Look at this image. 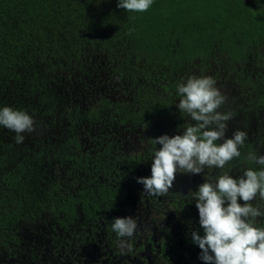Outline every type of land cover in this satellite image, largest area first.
Masks as SVG:
<instances>
[{
  "label": "trees",
  "instance_id": "obj_1",
  "mask_svg": "<svg viewBox=\"0 0 264 264\" xmlns=\"http://www.w3.org/2000/svg\"><path fill=\"white\" fill-rule=\"evenodd\" d=\"M117 2L0 0V108L26 111L35 128L17 143L0 126L5 251L37 254L46 239L38 220L47 216L64 226L69 243L77 228V127L103 117L105 107L131 122L159 109L167 118L169 99L192 70L238 74L252 103L264 106V0H153L146 12H127ZM247 65L253 69L244 74ZM106 70L132 89L129 101L92 89L89 81ZM77 88L93 96L83 106ZM94 97L100 106L87 104ZM51 124L61 127L54 145L46 134ZM61 168L65 188L56 179ZM15 228L23 231L15 235Z\"/></svg>",
  "mask_w": 264,
  "mask_h": 264
},
{
  "label": "flooded vegetation",
  "instance_id": "obj_2",
  "mask_svg": "<svg viewBox=\"0 0 264 264\" xmlns=\"http://www.w3.org/2000/svg\"><path fill=\"white\" fill-rule=\"evenodd\" d=\"M178 99L175 94L170 98L169 117L163 119L159 109L150 117L144 114L140 123L122 120L116 111L108 109L111 120L117 125L144 126L146 122H152L159 126L169 122L177 128L188 119L176 108ZM152 129L153 132L143 135L144 148L128 154L121 144L126 137L114 134L110 123L104 130L97 124L89 128L88 125L77 127V228L71 231L73 237L68 243L67 232L60 222L49 216L44 221L38 220L45 234L40 236L46 239L37 254L29 250L24 264H204L199 258V247L191 240L192 231H199L201 235L203 232L190 191L195 192L200 184L224 171L235 178L246 169L259 170L264 166L247 158L253 152L243 144L239 148L241 156L226 164L224 169L205 168L201 174L178 172L173 188L167 194L148 195L144 193L143 185L137 183V178L151 175L153 150L160 147L151 139L161 135L155 132L158 131L156 128ZM93 131L96 133L94 138H89L93 148L88 153V141L83 144L81 139L92 136ZM252 204L264 212V200L259 196ZM129 216L136 219L138 227L134 236L127 239L128 247L122 253L111 223L114 218ZM255 222L256 226L264 227V216L256 218ZM35 228L33 225L31 234ZM20 231L23 229L17 232L15 228L13 233L16 235ZM13 247L5 251L6 248L0 246V264H17L18 251L16 246Z\"/></svg>",
  "mask_w": 264,
  "mask_h": 264
},
{
  "label": "clouds",
  "instance_id": "obj_3",
  "mask_svg": "<svg viewBox=\"0 0 264 264\" xmlns=\"http://www.w3.org/2000/svg\"><path fill=\"white\" fill-rule=\"evenodd\" d=\"M152 4L153 0H118L117 8L146 12ZM176 87L179 103L175 106L188 119L181 134L151 139L160 147L153 150L151 175L137 178V183L152 196L167 194L178 172L201 174L205 168L224 169L241 156L239 148L247 138V133L239 129L226 138L232 114L219 111L225 97L211 77L191 75ZM0 126L14 132L17 143L23 142V133L35 130L34 120L26 111L9 106L0 108ZM247 158L264 166V155L250 153ZM190 192L203 232L192 231L191 240L199 247L204 264H264V227L255 222L264 212L252 204L257 196L264 200V167L246 169L235 178L224 171ZM137 227L131 216L112 220L111 228L119 238L122 253Z\"/></svg>",
  "mask_w": 264,
  "mask_h": 264
},
{
  "label": "rangeland",
  "instance_id": "obj_4",
  "mask_svg": "<svg viewBox=\"0 0 264 264\" xmlns=\"http://www.w3.org/2000/svg\"><path fill=\"white\" fill-rule=\"evenodd\" d=\"M213 66V65H212ZM211 68V67H210ZM253 67L251 65H247L243 67V73H251ZM215 70V69H213ZM210 71V72H209ZM207 70L204 73H200L196 70L189 71L185 73V76L181 79V81H185L189 76L195 75V76H209L215 81V86L220 90V92L225 97V103L220 107V112H229L232 114V119L228 121V128L225 133L227 136H232V133L239 129L247 133V138L245 140L244 144H247L248 150L252 151L253 155H264V106H255L252 102H254V99H251L252 97V89L243 86L239 83V75L235 74L233 72L231 73H211V70ZM109 72L106 71H98L97 75L94 76L92 80L89 82L91 83L92 89H95V92H99L100 95L98 96H105L108 97L111 101H123L122 99H127L126 101H129L126 96H132V89L128 85H124L121 81L114 78H109L107 75ZM218 75L219 77H214ZM258 90V89H257ZM127 92V94H126ZM166 93H161V97L165 96ZM90 96L92 99L93 96H91L89 91H86L84 89L77 88V105L83 106L85 98L87 96ZM165 98V97H163ZM170 100V99H169ZM87 101V100H86ZM179 101V100H177ZM87 103V102H86ZM92 103V106H97V103L95 101V97L92 101H90L87 104ZM103 113L101 118L97 119L96 122L93 124H89V127H92L97 124L98 128L105 129L107 124H111L114 134H120L124 135L125 141L121 142L122 146L125 148L126 153H135L139 152L144 148L143 143V135L147 134V132H153V128H156L155 132H159L160 135L167 134L169 137L181 134L182 133V127L175 128L171 123L165 122L160 124L159 126L153 125L152 122H146L144 126L135 125L134 123H131L129 125H117V122L111 120V114L110 110L105 107V109L102 111ZM46 134L50 138V141L52 145H54V139L61 133V127L50 125L46 128ZM89 134V133H88ZM95 131L91 133L92 136L88 137H82L81 142L84 144V142L88 141V146L86 149L88 150V153L90 152L92 142L89 138H94ZM73 153H76L75 151ZM64 170L61 168L56 172V179L62 180L63 182L60 183L61 188L66 187V181L67 179L63 180ZM73 186H77V183H75ZM27 224H22L20 227H25ZM28 232V230L24 231V233ZM30 248H21L18 252V262L17 264H24L27 261L24 260V258H28V252ZM17 261V258H16ZM15 262V261H13Z\"/></svg>",
  "mask_w": 264,
  "mask_h": 264
}]
</instances>
